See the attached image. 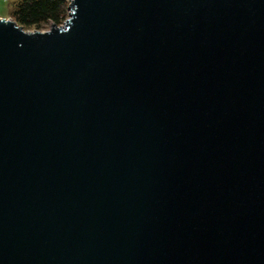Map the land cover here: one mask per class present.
<instances>
[{"label": "water", "instance_id": "obj_1", "mask_svg": "<svg viewBox=\"0 0 264 264\" xmlns=\"http://www.w3.org/2000/svg\"><path fill=\"white\" fill-rule=\"evenodd\" d=\"M0 264H264V0L0 17Z\"/></svg>", "mask_w": 264, "mask_h": 264}, {"label": "trees", "instance_id": "obj_2", "mask_svg": "<svg viewBox=\"0 0 264 264\" xmlns=\"http://www.w3.org/2000/svg\"><path fill=\"white\" fill-rule=\"evenodd\" d=\"M67 11L66 0H20L12 14L18 24L28 29L42 22L61 23Z\"/></svg>", "mask_w": 264, "mask_h": 264}, {"label": "rangeland", "instance_id": "obj_3", "mask_svg": "<svg viewBox=\"0 0 264 264\" xmlns=\"http://www.w3.org/2000/svg\"><path fill=\"white\" fill-rule=\"evenodd\" d=\"M19 1L20 0H0V17L14 18L12 11L16 7V5L19 3ZM66 1H67V5H68V0H66ZM65 18H67V11L65 12L64 19ZM49 26H50L49 22H42L39 28H34L35 26H32L31 28H28V29L47 30L49 28Z\"/></svg>", "mask_w": 264, "mask_h": 264}]
</instances>
